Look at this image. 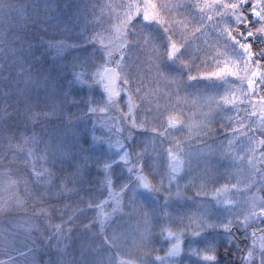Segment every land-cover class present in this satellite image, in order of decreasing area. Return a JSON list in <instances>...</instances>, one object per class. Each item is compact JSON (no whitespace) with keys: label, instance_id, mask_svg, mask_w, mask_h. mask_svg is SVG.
Masks as SVG:
<instances>
[{"label":"rangeland","instance_id":"374dc122","mask_svg":"<svg viewBox=\"0 0 264 264\" xmlns=\"http://www.w3.org/2000/svg\"><path fill=\"white\" fill-rule=\"evenodd\" d=\"M203 5L0 0V264H264V4Z\"/></svg>","mask_w":264,"mask_h":264},{"label":"snow or ice","instance_id":"6c2138e0","mask_svg":"<svg viewBox=\"0 0 264 264\" xmlns=\"http://www.w3.org/2000/svg\"><path fill=\"white\" fill-rule=\"evenodd\" d=\"M244 3L247 4V0H244ZM261 4H264V0H261ZM215 7H216V5H212L213 9H215ZM231 7L232 8H236V7H238V5H232ZM250 7L252 9V11L250 12V16H256L257 12H256V8H255V4L251 5ZM193 8L196 11L204 12L205 11V7L203 5V0H193ZM208 18L209 19L212 18L210 14H209ZM257 18H259V17H257ZM136 19L142 20L145 23H158V24L161 25V27L163 26V19L159 15H157V17L155 19L150 21L148 18H146L142 14L138 13L137 16L134 17V20H136ZM248 22L251 23V20L249 19ZM225 31H230V29H225ZM247 35L248 36H252V33L249 32V33H247ZM251 48H252V45L249 43L248 44V49L251 50ZM177 55H179V53H177ZM172 58H175V57H172ZM256 64H257V67L259 68L260 62L257 61ZM221 71H223V70L221 69ZM260 73H264V68H259V72H258L257 76L255 77V80L259 81L260 84H264V77H262L260 75ZM216 75H219V73H216ZM252 88H253V90H256L257 85L255 84V82L252 83ZM205 259L214 260L215 257L209 255V256H206Z\"/></svg>","mask_w":264,"mask_h":264},{"label":"water","instance_id":"95a60500","mask_svg":"<svg viewBox=\"0 0 264 264\" xmlns=\"http://www.w3.org/2000/svg\"><path fill=\"white\" fill-rule=\"evenodd\" d=\"M117 80V72L114 68H109L105 71L104 84L105 91L108 95H111L114 92ZM137 182L143 190H147L149 188V182L143 175L140 174L137 176Z\"/></svg>","mask_w":264,"mask_h":264},{"label":"trees","instance_id":"16d2710c","mask_svg":"<svg viewBox=\"0 0 264 264\" xmlns=\"http://www.w3.org/2000/svg\"><path fill=\"white\" fill-rule=\"evenodd\" d=\"M261 45V44H260ZM244 241V244H243V250L242 249H240V252H238L237 253V255L235 256V258H236V262H234L233 260H232V255L229 253V254H227V255H225L224 257H225V259H226V261L224 262V264H238V258L242 255V254H244L245 253V245H246V241L245 240H243ZM224 259V260H225Z\"/></svg>","mask_w":264,"mask_h":264}]
</instances>
